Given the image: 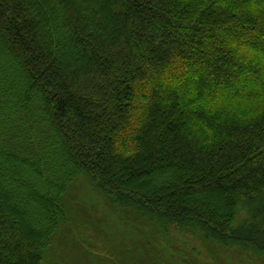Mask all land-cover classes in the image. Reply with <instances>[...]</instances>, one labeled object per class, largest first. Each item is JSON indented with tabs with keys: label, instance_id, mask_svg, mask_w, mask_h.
<instances>
[{
	"label": "trees",
	"instance_id": "trees-1",
	"mask_svg": "<svg viewBox=\"0 0 264 264\" xmlns=\"http://www.w3.org/2000/svg\"><path fill=\"white\" fill-rule=\"evenodd\" d=\"M81 174L264 257V0H0V264H44Z\"/></svg>",
	"mask_w": 264,
	"mask_h": 264
},
{
	"label": "rangeland",
	"instance_id": "rangeland-1",
	"mask_svg": "<svg viewBox=\"0 0 264 264\" xmlns=\"http://www.w3.org/2000/svg\"><path fill=\"white\" fill-rule=\"evenodd\" d=\"M65 208L67 220L54 234L44 264H264V257L223 247L198 228L115 209L87 174L69 186Z\"/></svg>",
	"mask_w": 264,
	"mask_h": 264
}]
</instances>
